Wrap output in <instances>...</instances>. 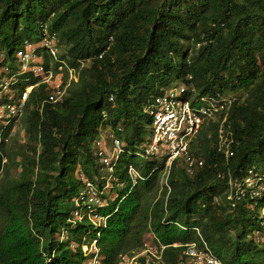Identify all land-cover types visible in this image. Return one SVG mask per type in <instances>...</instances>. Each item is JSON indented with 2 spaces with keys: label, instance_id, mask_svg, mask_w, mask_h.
I'll return each instance as SVG.
<instances>
[{
  "label": "trees",
  "instance_id": "1",
  "mask_svg": "<svg viewBox=\"0 0 264 264\" xmlns=\"http://www.w3.org/2000/svg\"><path fill=\"white\" fill-rule=\"evenodd\" d=\"M45 26L79 78L57 104L46 101L48 85L34 88L20 119L26 143H0V264H118L148 233L165 246L163 264H183L184 245L203 241L226 263L264 264V199L232 208L219 177L251 167L264 174V0H0V56L14 61ZM179 79L195 89L187 98L230 97L226 129L235 143L227 159L218 123H205L191 144L203 165L189 176L175 160L169 192L166 160L142 149L152 124L145 108ZM108 127L123 141L114 181L96 153ZM81 173L104 191V227L72 220Z\"/></svg>",
  "mask_w": 264,
  "mask_h": 264
},
{
  "label": "built area",
  "instance_id": "2",
  "mask_svg": "<svg viewBox=\"0 0 264 264\" xmlns=\"http://www.w3.org/2000/svg\"><path fill=\"white\" fill-rule=\"evenodd\" d=\"M63 48L57 34L51 33L45 26L43 38L34 42L26 40L16 53L14 61L6 62L5 56H0V143L9 142L14 127L26 111L34 88L42 84L48 85L51 91L46 101L57 104L68 95L72 83L78 81L79 74L74 68L68 66V56ZM65 68H68V79H65ZM35 79L36 82L22 87L24 83ZM193 91H195L194 87L184 82L174 83L163 93L156 95L145 108V112L151 117L152 124L148 143L142 149L148 156L166 160L162 185L166 186L169 192L171 186L168 183V177L175 160L180 159L184 162L189 176H193L203 165V159L191 154V144L197 139L205 123L210 121L218 123L219 150L225 153L227 159L233 155L234 137L226 129L228 118L226 109L231 103L230 97L224 95L220 99L206 97L197 99L196 95H193L187 98L189 92ZM110 99L113 100V96ZM199 101L201 102L199 106L193 104ZM104 116L107 117L108 114L104 112ZM7 131L9 133L5 135ZM209 136H211L210 133ZM107 140L111 142L113 151H108ZM162 151H165L163 157H161ZM122 152L121 138L110 127L103 128L96 141V153L100 163L108 169L109 181L115 180L114 165ZM128 172L134 183L141 178L140 172L132 166L129 167ZM219 177L227 179L229 185L227 200L232 208H236L246 197L264 199V174H259L255 167L249 168L242 177H235L229 169L219 172ZM80 179L83 184L78 196L74 199L76 207L72 220L82 221L87 217L98 228L106 226L108 217L100 212L102 208L109 205L103 198L104 191L100 189L97 182L83 173ZM214 201L219 203L221 199L217 197ZM261 216L264 217V206L261 209ZM257 233L259 234L258 231ZM149 236L153 237L150 239ZM97 242L95 240L92 247L96 253L100 251ZM178 245L180 244H175V246ZM164 248L165 246H159L156 243L154 234H147L144 247L122 254L118 264H141L142 257L147 258V264L155 263L154 260L162 262ZM184 248L183 264H229L216 256L205 241L186 243ZM96 259L97 257L95 263Z\"/></svg>",
  "mask_w": 264,
  "mask_h": 264
},
{
  "label": "rangeland",
  "instance_id": "3",
  "mask_svg": "<svg viewBox=\"0 0 264 264\" xmlns=\"http://www.w3.org/2000/svg\"><path fill=\"white\" fill-rule=\"evenodd\" d=\"M64 49V48H63ZM182 81L179 79V80H177L175 83L176 84H180ZM245 91L244 90H241L237 95H236V97H241L242 99L245 97V93H244ZM107 132V131H106ZM108 134V133H107ZM107 134H105V136H107ZM150 136V135H149ZM12 138H15V139H17L19 142H20V144L21 145H24L25 143H26V132H25V127H24V125L21 123V121H19L18 123H17V125L14 127V129H13V132H12V134H11V139ZM11 139H10V141H11ZM106 147H107V149H108V151H113V147L111 146V142L109 141V140H107V142H106ZM161 157H163L164 155H165V151H162V153H161ZM19 172H20V169L18 170V171H16V172H14V174H16V175H18L19 174ZM117 194V191L115 192V194L113 195V196H115ZM148 234H150V235H152L153 233H148ZM231 235L233 236L234 235V232L233 231H231ZM259 235V234H258ZM150 237V239L153 237V236H149ZM257 238H258V240L259 241H264L263 239H264V236H262L261 238H262V240H261V238L259 237V236H257ZM150 241V240H149ZM86 249V248H85ZM152 258H154V257H152ZM150 261H152V260H150ZM155 261V263H153V264H163L162 262H157L156 260H154Z\"/></svg>",
  "mask_w": 264,
  "mask_h": 264
}]
</instances>
